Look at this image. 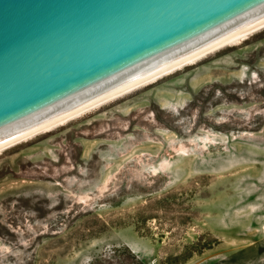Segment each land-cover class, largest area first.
<instances>
[{
  "label": "rangeland",
  "instance_id": "1",
  "mask_svg": "<svg viewBox=\"0 0 264 264\" xmlns=\"http://www.w3.org/2000/svg\"><path fill=\"white\" fill-rule=\"evenodd\" d=\"M0 264H264V29L0 154Z\"/></svg>",
  "mask_w": 264,
  "mask_h": 264
},
{
  "label": "water",
  "instance_id": "2",
  "mask_svg": "<svg viewBox=\"0 0 264 264\" xmlns=\"http://www.w3.org/2000/svg\"><path fill=\"white\" fill-rule=\"evenodd\" d=\"M264 18V0H0V141Z\"/></svg>",
  "mask_w": 264,
  "mask_h": 264
},
{
  "label": "bare ground",
  "instance_id": "3",
  "mask_svg": "<svg viewBox=\"0 0 264 264\" xmlns=\"http://www.w3.org/2000/svg\"><path fill=\"white\" fill-rule=\"evenodd\" d=\"M262 29H264V18L181 55L171 61H168L4 140H1L0 154L15 145L32 139L39 134L52 131L59 126L64 125L65 123H68L69 121L76 119L89 111L102 107L103 105L112 102L140 87L149 85L168 74L181 70L188 65L195 64L208 55L226 46L246 40L251 35Z\"/></svg>",
  "mask_w": 264,
  "mask_h": 264
}]
</instances>
